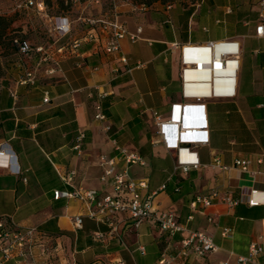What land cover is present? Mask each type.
Masks as SVG:
<instances>
[{"label": "crops", "instance_id": "0c3cea01", "mask_svg": "<svg viewBox=\"0 0 264 264\" xmlns=\"http://www.w3.org/2000/svg\"><path fill=\"white\" fill-rule=\"evenodd\" d=\"M71 2L70 9L57 15L71 21L70 42L78 41L79 46L60 50L64 38L44 41L57 61L51 74L47 72L51 61L37 67V53L19 54L12 46L13 38L38 43L17 35L16 20H11L4 34L0 32V145L14 152L21 170L13 174L0 167V216H11L20 226L37 227L40 239L51 248L47 254L33 248L37 264H156L162 251L178 248L184 232L168 236L151 221L133 230L122 214L118 230L124 244L116 237L101 242L93 238V232L106 231L105 224L85 216L80 228L72 225L73 216L86 214L82 200L53 196L54 190L76 187L94 188L99 196L110 192V182L99 179V157L116 155L114 145L118 144L143 159L141 165L128 166L132 178L146 181L141 197L154 192L156 210L172 211L186 228L204 232L216 246L203 256L173 264H239L238 256L248 255L251 244L264 242V193L262 202L249 204L251 190L264 192V36L255 32L259 0H155L144 3L145 10L139 8L143 2H122L119 21L137 39H121L120 51L114 54L103 50L101 34L88 39L87 25L79 21L82 16L98 17L104 1ZM12 8L0 12V18L20 12ZM45 24L49 29V22ZM224 40L239 42L241 49L235 95L206 98L203 107L182 113L177 104L188 102L181 97L179 51H171L170 44ZM4 41L11 51H5ZM121 55L125 62L119 60ZM34 68L35 83L20 84L25 70ZM96 106L103 119L95 118ZM171 118L182 126L203 124L204 131L197 135L207 141L190 148L191 153L157 141L161 139L157 121ZM174 131L171 127L167 134ZM81 133L78 153L73 146ZM237 158L251 160V173L221 169L213 163L217 159L230 167ZM186 159L197 166L189 165L184 172L179 161ZM71 171L70 180L64 181ZM213 190L237 198L238 204L217 201L191 208L196 195ZM223 229L230 231L222 235ZM246 264H264V259L257 254Z\"/></svg>", "mask_w": 264, "mask_h": 264}, {"label": "built area", "instance_id": "2783aa9c", "mask_svg": "<svg viewBox=\"0 0 264 264\" xmlns=\"http://www.w3.org/2000/svg\"><path fill=\"white\" fill-rule=\"evenodd\" d=\"M79 1V0H73ZM104 1V10L98 16H82L79 21L87 25L86 37L94 40L103 36L102 48L107 53H118L120 51V40L128 37L132 42L137 39L136 34L128 33L124 25L119 21V6L122 2L130 0H88L89 4H100ZM45 0H14L13 10L20 8H36L38 12H43L45 8ZM167 7H170L169 5ZM141 10L146 9L144 3L139 5ZM50 40L57 42L64 37L70 36L71 21L66 16L55 15L49 16ZM141 28H137L140 32ZM257 36H264V0L258 2V24L255 27ZM12 46L19 54H28L35 52L39 55L37 67L41 63L51 61L52 66L47 70L48 73H53L57 61L50 56L49 48L44 42L32 45L26 40L19 38L12 39ZM219 43V44H218ZM79 46L78 41L64 43L58 47L60 50H74ZM169 49L179 51V78L181 83V97L183 104H177L180 111L188 112L197 107H203L202 103L206 98L215 97H232L236 93V80L239 72V59L241 49L239 42L235 40L224 41H208L204 44H182L173 42ZM121 62H125L124 56H119ZM37 68L25 70L20 77V84H34L37 75ZM200 70V76H194L193 72ZM217 80L218 88L213 84ZM209 85L208 92H203L201 89L205 85ZM44 101L48 100L44 96ZM98 112L95 118L103 119L104 115L100 111V106H96ZM156 118L158 116L154 113ZM157 133L168 148L176 149L177 151L190 152V148L196 147L198 144L205 143L206 137H200L198 132H203L204 128L199 124L182 126L180 121H174L172 118L165 121H157ZM175 127L173 134H167V130ZM106 130L109 126L105 127ZM81 133L77 139V143L73 146L77 152H80L79 141L82 139ZM116 155H100L99 166L101 173L99 179L102 182L109 181L111 191L99 196L98 190L94 188L76 187L72 190H54L53 196L57 198H78L87 205L85 215H75L72 217V225L75 229L81 227L83 217H88L98 223L107 226L106 231L96 230L93 232L95 240L104 242L109 238L116 237L120 244L123 245L121 235L119 234V215L125 214L124 221L129 223L130 228L135 230L144 221H151L159 227V229L168 236H174L179 232H184V236L179 241V246L173 251L164 250L160 253L156 264H173L174 262H183L190 256H203L205 253L215 250L216 246L212 238L202 231L191 230L186 228L177 220V217L169 210H156L153 203L154 192L142 198L140 189L146 187L145 179H134L130 176L128 166L131 164H143V159L137 153L129 151L124 146L114 145ZM119 160V161H118ZM258 162L261 159L257 160ZM214 166L221 169L235 168L243 172L251 173L249 165L251 160L248 158H237L232 166L227 167L219 164L217 159L214 160ZM182 170L186 172L189 165L197 166V162H192L191 159L179 161ZM0 167L8 169L13 174H20L21 170L17 164L16 155L14 152H6L0 145ZM74 172H69L63 176V180L68 182ZM256 173L252 172V176ZM25 180V178H23ZM164 185L161 186L163 188ZM253 196L249 204L262 202L264 192L255 189L250 191ZM220 201L228 206L238 204L237 198H232L228 193L222 195L217 190H213L207 195H196L190 202L193 209L198 207H208L213 203ZM229 229H223L222 235L229 233ZM39 247L42 254H47L50 247L42 242L39 237V232L35 226H20L11 216H0V264L8 261H13L18 264L21 261L30 260L31 264H37L34 260L33 248ZM138 249L143 252L144 248L138 246ZM261 254L264 259V242L261 245L251 244L248 255L238 256L239 264H246L251 261L255 255ZM67 264H72L67 261ZM117 264H124L123 261H118Z\"/></svg>", "mask_w": 264, "mask_h": 264}, {"label": "rangeland", "instance_id": "374dc122", "mask_svg": "<svg viewBox=\"0 0 264 264\" xmlns=\"http://www.w3.org/2000/svg\"><path fill=\"white\" fill-rule=\"evenodd\" d=\"M14 0H0V12H4L7 9H10L13 6ZM72 0H45L48 6L45 8V12L49 16H55L61 11H66L70 9V4ZM136 2H143L146 4H150L155 0H135ZM162 3H167L176 0H160ZM182 1V0H177ZM193 2L194 0H189ZM186 2V1H185ZM44 13V12H43ZM8 18V19H7ZM2 17L0 18V32L1 35L4 34L9 28V24L11 20H16L13 29L18 31L17 35L20 36H28L34 42L42 43L48 40L50 32L48 31V27L45 25V21L49 22V18L46 15H43L42 12H38L36 8H20V12L15 13L11 17ZM7 19V20H6ZM50 24V22H49ZM49 26V25H48ZM37 43V44H38ZM5 51L9 52L12 50L8 41H4Z\"/></svg>", "mask_w": 264, "mask_h": 264}, {"label": "bare ground", "instance_id": "6f19581e", "mask_svg": "<svg viewBox=\"0 0 264 264\" xmlns=\"http://www.w3.org/2000/svg\"><path fill=\"white\" fill-rule=\"evenodd\" d=\"M219 44V43H218ZM193 75L196 77V76H200V70H195L194 72H193ZM214 85H215V87L216 88H218V83H217V80L213 83ZM208 90H209V85L207 84V85H205V86H203V88L201 89V91H203V92H208ZM252 197V196H251Z\"/></svg>", "mask_w": 264, "mask_h": 264}, {"label": "trees", "instance_id": "16d2710c", "mask_svg": "<svg viewBox=\"0 0 264 264\" xmlns=\"http://www.w3.org/2000/svg\"><path fill=\"white\" fill-rule=\"evenodd\" d=\"M71 39H72V37H70V36L64 37V41L62 44L68 43L69 41H71ZM5 264H8V263H5Z\"/></svg>", "mask_w": 264, "mask_h": 264}]
</instances>
